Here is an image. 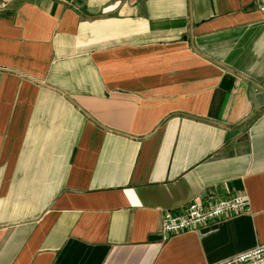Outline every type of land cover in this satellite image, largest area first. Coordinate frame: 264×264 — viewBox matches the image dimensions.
<instances>
[{
    "label": "crops",
    "instance_id": "crops-1",
    "mask_svg": "<svg viewBox=\"0 0 264 264\" xmlns=\"http://www.w3.org/2000/svg\"><path fill=\"white\" fill-rule=\"evenodd\" d=\"M249 212L161 237L167 211ZM264 245V0H0V264H212Z\"/></svg>",
    "mask_w": 264,
    "mask_h": 264
},
{
    "label": "built area",
    "instance_id": "built-area-1",
    "mask_svg": "<svg viewBox=\"0 0 264 264\" xmlns=\"http://www.w3.org/2000/svg\"><path fill=\"white\" fill-rule=\"evenodd\" d=\"M251 199L239 194L218 199L211 203L191 201L180 212L167 211L162 219L161 237L167 242L172 236L183 234L219 220L249 212ZM212 264H264V245L244 251Z\"/></svg>",
    "mask_w": 264,
    "mask_h": 264
},
{
    "label": "water",
    "instance_id": "water-1",
    "mask_svg": "<svg viewBox=\"0 0 264 264\" xmlns=\"http://www.w3.org/2000/svg\"><path fill=\"white\" fill-rule=\"evenodd\" d=\"M67 1H71V0H67Z\"/></svg>",
    "mask_w": 264,
    "mask_h": 264
}]
</instances>
